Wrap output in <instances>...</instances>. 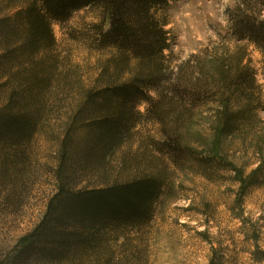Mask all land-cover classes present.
<instances>
[{"label": "rangeland", "instance_id": "obj_1", "mask_svg": "<svg viewBox=\"0 0 264 264\" xmlns=\"http://www.w3.org/2000/svg\"><path fill=\"white\" fill-rule=\"evenodd\" d=\"M8 1L0 0V16L13 15L26 0L12 5ZM239 1L171 0L158 14L169 21L170 47L165 51L169 70H176L194 53L220 54L225 49L242 53L246 47L245 63L255 71L251 95L255 111L230 136L221 138L216 132L218 101L195 106L177 132L174 125L148 117L147 100L137 103L134 124L103 172L110 179L162 175L164 187L151 219L142 226L110 232L100 253L95 247L60 262L39 256L15 261L19 241L43 220L57 191L60 140L74 123L83 90L107 85L115 76L127 80L135 63L119 72L114 67L116 50L95 47L96 25L103 18L99 8L86 6L67 20L54 22V44L39 48L30 61L0 71L1 82L12 79L19 85L16 79L27 71L37 74L39 82L49 81L38 88V102L31 100L33 110L41 109V119L23 148L26 162L14 165L13 150L0 146V264H264V54L232 34L228 11ZM149 94L157 96L155 91ZM249 101L244 96L232 107L239 110ZM90 124H81L73 137L84 138ZM175 140L178 153L167 145L162 150L165 142ZM96 171L79 173L78 186L102 185ZM258 175L260 181L248 186Z\"/></svg>", "mask_w": 264, "mask_h": 264}, {"label": "trees", "instance_id": "obj_2", "mask_svg": "<svg viewBox=\"0 0 264 264\" xmlns=\"http://www.w3.org/2000/svg\"><path fill=\"white\" fill-rule=\"evenodd\" d=\"M169 1L26 0L13 15L0 16L2 72L17 62L30 61L42 46L54 44V22L65 21L74 11L86 6L99 8L103 18L96 25L95 47L116 50L114 67L119 72L132 61L135 63L127 80H116L115 76L107 85L83 90L74 123L66 127L60 140L55 172L57 191L48 202L43 220L19 241L15 261L33 256L46 258L50 263L75 259L91 248L99 251L110 232L142 226L151 219L164 187V176L141 174L110 179L103 172L107 159L114 155L134 124L135 106L141 100L150 103L149 118L166 126L174 125L176 132L195 106L206 100L218 101L216 132L221 138L230 136L255 111L251 97L256 85L255 71L245 63L246 47L242 53L229 52V49L220 54L214 50L203 51L204 56L202 52L194 53L176 70L168 69L165 51L170 47L166 29L169 21L158 13ZM8 2L12 5L15 0ZM228 15L233 36L254 44L264 54V0H241ZM30 73L33 72L27 71V75L23 73L16 79L19 85L12 79L0 81V146L13 150L17 157L12 162L14 165L26 162L23 148L41 119V109L33 110L31 100L38 102V88L49 84L48 80L37 81V74L28 77ZM151 91L156 92L155 98L150 96ZM244 96L250 100L248 104L239 110L233 108L234 102ZM86 121L91 123L84 129L86 135L75 139L73 134ZM178 142L167 141L162 150L167 145L178 153ZM94 170L101 174L104 183L93 188L78 186L77 175ZM260 175L247 185H256ZM107 253L112 257V251Z\"/></svg>", "mask_w": 264, "mask_h": 264}]
</instances>
